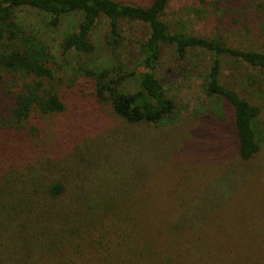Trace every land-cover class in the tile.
<instances>
[{"label":"trees","instance_id":"obj_1","mask_svg":"<svg viewBox=\"0 0 264 264\" xmlns=\"http://www.w3.org/2000/svg\"><path fill=\"white\" fill-rule=\"evenodd\" d=\"M183 1L205 6L215 16L222 12L231 24L226 27L217 15L220 28L214 26L204 33L174 29L164 18L169 0H146V4L134 0H0V94L10 99L6 107L0 99V132L15 143L16 152L21 154L16 153L18 157L24 155L21 161L28 159V152L39 151L34 143L39 130L30 122L31 114L61 112L69 100L60 93L63 80L55 76L51 67L54 63L45 45L16 22L14 10L19 6L34 8L49 17L47 24L50 26L57 25L60 17L66 14H78L75 30L64 34L59 42L62 52L91 53L93 44L89 34L100 17L106 19L108 30L104 39L109 51L120 45L121 23L137 22L147 30L143 38L132 40L129 46L132 64L129 71L120 72L118 63L78 67L80 75L75 84H82L83 95L121 120L119 126L111 130V137L97 135L95 138H100L98 147L93 139L84 143L83 148L66 149L61 155L44 158L38 163L19 162L7 171L0 168V264H28L60 251L59 255H64L73 243L74 252L82 258L86 253L91 255L92 251L97 253L103 246H110L111 241L117 244L127 237L138 238L144 243L153 236L160 237L164 223L170 227L167 234L174 237L176 230L197 222L203 214L204 217L220 206H212L209 200L199 203L200 193L191 195L190 201L181 195L174 197L177 199L174 205L181 207L173 211L159 215L149 203L140 206L131 216L119 219L114 227L107 222L114 209L125 202L122 199L126 192H151L147 185L152 179L134 184L131 190L133 185H127L122 172L120 180L111 177L114 169L107 172L105 168L101 172V152L109 156V152L116 151L125 156L122 144L124 147L129 143L131 147L149 129L167 124L182 107L169 93L170 82L180 76H190L194 71L186 63H174L164 69L165 77L158 75L163 45L173 49L176 62L184 59L190 50L200 49L208 54L209 61L200 73L199 88L207 100L223 101L230 110L235 144L233 166L244 169V164L258 154L261 137L256 125L260 123L261 99L248 89H238L233 83L226 85L220 78V68L222 57L228 56L249 67L264 69V0H247V5L241 4L242 8L250 7L248 13L252 15L243 13L238 18L230 15L231 0ZM230 29L233 32H222ZM242 35H247L251 42L248 47L229 43L230 38ZM134 47L135 52L132 51ZM127 77L134 81L132 90L122 88ZM137 127L140 128L138 132L135 131ZM40 156L41 152L37 160ZM126 161L132 166L131 173H141L142 169L131 163L134 162L132 157ZM112 180L123 185L118 190V195L123 194L120 200H114L115 196L105 190V187L111 188ZM207 186L222 199L226 197L225 192H229L222 190L221 177ZM201 206L210 210H193ZM127 222L129 225L123 229Z\"/></svg>","mask_w":264,"mask_h":264},{"label":"rangeland","instance_id":"obj_2","mask_svg":"<svg viewBox=\"0 0 264 264\" xmlns=\"http://www.w3.org/2000/svg\"><path fill=\"white\" fill-rule=\"evenodd\" d=\"M134 1L146 4V0ZM247 3V0H231L230 15L238 18L243 13L250 14V7H241V4L244 6ZM165 11L164 18L172 23V28L184 32L204 33L214 29V26L220 28L217 15L226 27L231 24L222 12H217L215 16L207 7L195 2L169 0ZM14 15L19 25L45 45L54 63L51 67L55 76L62 77L63 80L60 93L69 100V104L61 112L31 114L30 122L39 130L34 139L39 151L28 152V159L25 161H21L24 155H16L20 153L16 152L18 149L14 148L15 143L0 132L2 171L9 170L19 162L38 163L44 158L61 155L66 149L83 148L86 146L84 143L93 139L98 147L100 138H95L97 135L111 137V130L119 126L121 120L107 108L98 106L83 95L82 84H75L80 75L77 74L78 67H102L118 63L120 72L129 71L132 69L128 56L129 46L132 40L143 38L147 32L137 22L121 23L120 45L114 51H109L104 39L108 30L106 19L100 17L89 34L93 44L91 53L82 54L72 50L62 52L59 42L64 34L75 30L78 14L69 13L60 17L55 26L47 24L49 17L46 14L28 6L17 7ZM222 32H233V29ZM228 41L241 47H248L251 43L247 35L235 36ZM161 48L158 75L165 77L164 69L174 63H186L194 71L190 76H180L170 82L169 93L182 107L167 124L155 130L149 129L131 147L129 143L124 147L122 144L125 156L116 151L109 152V156L101 152V172L105 168L107 172L114 169L111 177L115 180L119 179L122 172L127 185H133L131 190L134 189V184L152 179L149 180L152 181L151 184L147 185L152 194L146 190L126 192L124 199L123 194L118 195V190L123 187L122 183L112 180L109 184L111 188L105 187L106 192L115 196L114 200L122 199L127 203L115 208L112 218L107 222L114 227L119 219L131 216L140 206L149 203L154 206L153 212L157 211L159 215L164 211H173L177 202L174 197L180 198L181 195L186 197V201H190L191 195L200 193L199 203H207L209 200L212 206H220L213 208L204 217L203 214L197 222L189 223L182 230H172L176 233L175 238L167 234L170 227L164 223L161 225L160 237L153 236L144 243L138 238L127 237L121 243L111 241L110 246L102 247V252L92 251L91 255L86 253L83 258L74 252L73 243L64 255H59L61 251L57 252L58 255L53 252L28 264H172L176 261L177 264H264V69L249 67L236 58L222 57L221 80L226 85L233 83L238 89H248L262 102L258 116L260 123L256 125L261 137V149L252 161L244 164V169L238 168L233 166L235 144L230 128V110L223 101L207 100L199 88L200 73L209 61L208 54L194 49L188 51L184 59L176 62L170 46L163 45ZM132 51H136L135 47ZM133 83V79L127 77L123 90H132ZM0 99L3 107L10 104V99L2 93ZM135 131H140V128H135ZM116 145L120 147L119 144ZM40 152L41 159L37 160ZM130 157L134 159L131 163L136 164L137 169H142L140 174L135 175L129 170L132 166L126 164V160ZM124 159L125 165L121 163ZM161 167V170H157ZM218 177L223 181L222 190H229L228 194L225 192L226 197L223 199L207 186ZM222 190L219 188L220 192ZM128 194L130 195L126 198ZM188 206H191L190 203ZM180 207L177 206L176 209ZM193 210L207 212L210 209L201 206ZM128 225V222L125 223L123 229ZM85 248L83 246V251Z\"/></svg>","mask_w":264,"mask_h":264}]
</instances>
